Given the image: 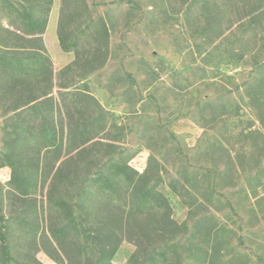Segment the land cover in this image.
<instances>
[{
	"label": "trees",
	"instance_id": "1",
	"mask_svg": "<svg viewBox=\"0 0 264 264\" xmlns=\"http://www.w3.org/2000/svg\"><path fill=\"white\" fill-rule=\"evenodd\" d=\"M59 2V46L74 60L56 77L44 41L54 0H0V169H10L0 183V264H43L39 253L55 264H116L124 243L135 247L125 264H253L235 223L209 211L222 212L216 187L244 177L251 211L264 213V62L246 89L260 124L245 135L250 153L232 158L220 144L213 171L180 166L166 184L187 209L178 223L160 191L166 166L153 153L143 172L131 166L120 126L87 82L108 61V23L87 0ZM254 3L239 30L264 49V0Z\"/></svg>",
	"mask_w": 264,
	"mask_h": 264
},
{
	"label": "rangeland",
	"instance_id": "2",
	"mask_svg": "<svg viewBox=\"0 0 264 264\" xmlns=\"http://www.w3.org/2000/svg\"><path fill=\"white\" fill-rule=\"evenodd\" d=\"M87 2L94 18L103 17L110 28L109 58L87 77L90 90L114 115L121 128V146L135 155L130 162L133 168L143 172L151 153L164 163L168 172L160 191L172 206L173 218L182 223L187 209L166 185L177 177L180 166L200 173L213 171L212 156L218 153L214 147L220 144L232 158L248 155L250 142L245 135L260 127L246 89L259 77L264 49L239 30L256 7L254 0ZM59 8V0H54L44 35L56 77L74 60V54L59 46ZM3 125L0 110V154L7 152ZM9 178L10 169H0V183ZM215 198L222 212L212 209L210 214L220 220L226 214L244 240L241 252L253 264H264L256 261L258 256L264 258V247L258 245L264 240V213L255 218L251 211L254 199L246 196L244 177L234 188L216 187ZM134 251V246L124 243L114 262L125 264ZM37 258L55 264L44 253Z\"/></svg>",
	"mask_w": 264,
	"mask_h": 264
},
{
	"label": "bare ground",
	"instance_id": "3",
	"mask_svg": "<svg viewBox=\"0 0 264 264\" xmlns=\"http://www.w3.org/2000/svg\"><path fill=\"white\" fill-rule=\"evenodd\" d=\"M46 36H47V34H46Z\"/></svg>",
	"mask_w": 264,
	"mask_h": 264
}]
</instances>
